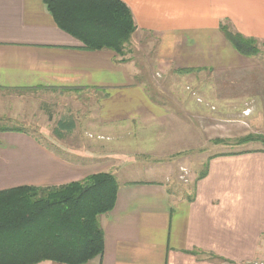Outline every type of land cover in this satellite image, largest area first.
<instances>
[{"label": "crops", "instance_id": "crops-1", "mask_svg": "<svg viewBox=\"0 0 264 264\" xmlns=\"http://www.w3.org/2000/svg\"><path fill=\"white\" fill-rule=\"evenodd\" d=\"M120 1L136 26L122 56L86 50L54 24L43 0H0V91L86 96L94 125V135L84 138L66 110L51 130L55 147L22 131L0 132V191L112 174L115 204L97 219L104 250L84 264L264 260V147L209 153L192 184L180 193L173 189L180 152L216 150L250 132L244 115L228 119V101L237 91L232 86H241L239 100L258 96L264 126V73L256 75L263 68L260 53L241 55L224 32L263 48L264 0ZM173 80L192 86V125L186 113L170 109L174 95L165 86ZM58 122L69 128L60 129ZM99 133L106 139L99 140ZM124 134L129 141L117 143ZM147 158L166 162L132 168Z\"/></svg>", "mask_w": 264, "mask_h": 264}, {"label": "trees", "instance_id": "trees-1", "mask_svg": "<svg viewBox=\"0 0 264 264\" xmlns=\"http://www.w3.org/2000/svg\"><path fill=\"white\" fill-rule=\"evenodd\" d=\"M43 4L54 24L88 51L105 49L122 56L136 30L120 0H43ZM224 32L241 55L259 52L254 40ZM58 127L69 128L59 122ZM4 131L21 129L0 125ZM255 140L246 137L240 143ZM116 192V180L109 173L60 186L0 191V264H84L100 256L104 241L97 219L112 210Z\"/></svg>", "mask_w": 264, "mask_h": 264}, {"label": "rangeland", "instance_id": "rangeland-1", "mask_svg": "<svg viewBox=\"0 0 264 264\" xmlns=\"http://www.w3.org/2000/svg\"><path fill=\"white\" fill-rule=\"evenodd\" d=\"M127 47L128 46H126L125 49H127ZM259 53V61L263 68L259 66L257 67V76L259 75L258 73H264V47L259 50ZM137 55L140 56V53H137ZM147 73L149 77V70L147 71ZM142 77L145 78V76L143 75ZM173 82H175V80L165 86L168 91L165 93L174 95V97H172L173 101H169L171 105L170 109L181 110L186 113L187 115L185 114L184 118L186 119L188 116H190L189 124L192 125L193 119L191 116V105L193 102L187 101L188 98L191 97L192 86L187 83H185L184 85H182L183 83H180V85L178 84L177 86V84ZM175 86H177L178 89H176ZM240 87L241 86H232V88L237 89V91L235 90L233 92L235 94L233 100L228 101V103L231 104L233 107L232 113L229 114L230 118L228 119L241 120V118H239L240 115L238 113L242 114L241 117H243L244 115V122L246 125L248 124V130L250 132H247L236 139H230L224 142L218 139L219 142L221 141L226 145L218 146L216 150L206 151V149H185L180 152L177 157L181 165L175 166V174L173 179V189L175 190V193H180L181 191H183V186L186 185L188 187L192 184V180L203 171L205 164L203 157L208 155L209 153H220L227 151L236 152L242 151L244 149H255L264 147V143L259 139H264V134L260 132V121H262V111L258 108L260 107V101L257 98V95L252 96L254 100H239V96H241L240 94L242 92L239 89ZM180 92H182V95ZM54 93L53 95H51V92L45 93L39 91L35 92V94L25 91H0V125L9 128L16 127L18 129H21L23 133H26L27 135L36 138L42 144L49 147H55L52 143V140H50V135H54L51 130L54 128L57 119L61 115L65 114L66 110H68V112L72 110V113L79 124L77 131H83L81 135L84 138H91L94 135V125L92 124L93 119L90 120V117L87 116L85 111V107L89 106V102H87L88 99L85 98L86 96H83L80 99H74L76 97V95L74 94H70L69 97L68 94ZM185 94H187L188 97H185ZM161 97L165 99V95H161ZM169 99L170 98L168 97V100ZM165 105L167 107V102H165ZM246 107H248L249 109H245ZM250 111L251 115L246 118L247 115L250 114ZM49 114H51L53 117L49 116ZM261 127L262 129H264V126ZM184 134L185 138H192V132H185ZM128 136L129 135L124 134L122 136V139H117V143L125 144V142L129 141ZM246 137L258 138V140L240 143L242 139ZM97 138L102 141L106 139L105 136H103V134L101 133L98 134ZM164 162H166V160L158 161L149 158H147V160L139 159L138 163H136L134 167H132L131 165L128 167V169L131 167L134 169L137 167L143 168L144 164L146 165V167L149 164L155 166L157 163L161 164H158V166H163L162 164H164ZM139 173H141V171H139ZM126 174H132V172H127Z\"/></svg>", "mask_w": 264, "mask_h": 264}, {"label": "built area", "instance_id": "built-area-1", "mask_svg": "<svg viewBox=\"0 0 264 264\" xmlns=\"http://www.w3.org/2000/svg\"><path fill=\"white\" fill-rule=\"evenodd\" d=\"M249 264H264V260L255 259L250 261Z\"/></svg>", "mask_w": 264, "mask_h": 264}]
</instances>
